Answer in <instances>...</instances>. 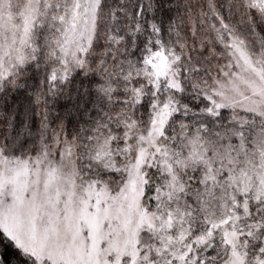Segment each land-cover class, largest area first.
<instances>
[{"label":"snow or ice","instance_id":"1","mask_svg":"<svg viewBox=\"0 0 264 264\" xmlns=\"http://www.w3.org/2000/svg\"><path fill=\"white\" fill-rule=\"evenodd\" d=\"M0 240L264 264V0H0Z\"/></svg>","mask_w":264,"mask_h":264},{"label":"trees","instance_id":"2","mask_svg":"<svg viewBox=\"0 0 264 264\" xmlns=\"http://www.w3.org/2000/svg\"><path fill=\"white\" fill-rule=\"evenodd\" d=\"M0 243H3V241L0 240ZM5 251H6L4 256L5 261H7L10 257L18 255L11 247L6 248Z\"/></svg>","mask_w":264,"mask_h":264}]
</instances>
